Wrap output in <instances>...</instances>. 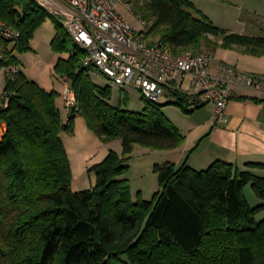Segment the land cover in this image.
I'll return each instance as SVG.
<instances>
[{
    "label": "trees",
    "instance_id": "obj_1",
    "mask_svg": "<svg viewBox=\"0 0 264 264\" xmlns=\"http://www.w3.org/2000/svg\"><path fill=\"white\" fill-rule=\"evenodd\" d=\"M147 22L141 42L161 43L172 55L239 50L264 57V38L230 33L215 26L190 0H127ZM0 19L21 33L7 47L3 68L16 66L14 52L31 50L35 33L51 19L53 50L61 57L57 78L76 91L78 106L65 120L60 94L48 91L22 71L7 72L0 99V264H264V177L216 161L196 171L158 164L160 189L152 200L134 199L123 178L136 145L177 150L186 137L148 102L142 113L114 107L112 87L94 81L84 66L87 52L77 48L50 13L34 0H0ZM263 76V75H262ZM185 113L190 97L175 93ZM233 98V97H232ZM244 100L246 98H237ZM261 102L260 100H256ZM204 107V106H203ZM78 117L104 143L121 140L123 156L111 151L90 174L92 190H72L73 170L62 133L73 132ZM251 187L262 201L252 207Z\"/></svg>",
    "mask_w": 264,
    "mask_h": 264
},
{
    "label": "built area",
    "instance_id": "obj_2",
    "mask_svg": "<svg viewBox=\"0 0 264 264\" xmlns=\"http://www.w3.org/2000/svg\"><path fill=\"white\" fill-rule=\"evenodd\" d=\"M58 21L73 44L87 52L84 66L91 75L104 79L107 85L121 90L132 87L151 103L162 99L175 102L174 94L190 97V110L213 104V123H228L227 106L235 88L264 94V76L246 73L235 66L220 63L215 66L208 54L172 55L161 43L147 44L137 38V32L123 18L120 9L133 13L127 0H34ZM147 26V22L142 21ZM21 33L0 19V64L5 61L7 45L17 43ZM14 75L19 66L3 68ZM67 120L77 109L76 91L71 83L63 93ZM6 125L0 127L3 138Z\"/></svg>",
    "mask_w": 264,
    "mask_h": 264
},
{
    "label": "crops",
    "instance_id": "obj_3",
    "mask_svg": "<svg viewBox=\"0 0 264 264\" xmlns=\"http://www.w3.org/2000/svg\"><path fill=\"white\" fill-rule=\"evenodd\" d=\"M190 1L222 30L264 38V0ZM217 52V55L221 54V58L218 60L216 54L213 55L215 66L227 63L243 72L264 76V57L250 56L239 50L219 49ZM61 57L64 56H59L44 70L51 73V78H37V83L48 91L55 90L60 94L57 103L64 119L67 120L61 95L69 82L57 78L54 74V67ZM23 73L28 77L26 72ZM214 109L213 104H208L190 114H183L177 109L166 108L171 112L168 116L170 121L186 137V142L177 150L159 152L163 157L161 164H186L196 171L207 170L216 161H224L246 170L249 169L248 164L264 165V94L235 88L233 98L227 106L228 123L224 126L213 123ZM80 118L82 117H78ZM97 155L83 151L80 157L70 160L72 170L75 169L74 163L76 169L88 170L90 165L101 162L96 160ZM249 170L264 177V169ZM245 194L252 207L262 203L255 193H247V188ZM256 220H264V210L256 216Z\"/></svg>",
    "mask_w": 264,
    "mask_h": 264
},
{
    "label": "rangeland",
    "instance_id": "obj_4",
    "mask_svg": "<svg viewBox=\"0 0 264 264\" xmlns=\"http://www.w3.org/2000/svg\"><path fill=\"white\" fill-rule=\"evenodd\" d=\"M132 8L134 11L133 13H131L132 11L129 12L123 8L120 9L119 12L121 13L122 18L138 33L143 31L144 28H147V26L144 27L142 25L140 19H137V15L135 13L136 11L133 5ZM55 36V24L51 19H49L35 33L30 45L31 50L25 53H20L18 51L14 52L17 66L20 67L22 72H26L30 79H33L36 82H38L37 78H51V73L44 72V70L47 69L51 62L60 56L53 50L52 44ZM217 53H215L216 59L219 60L221 58V54L219 53V55H217ZM94 81L101 86L107 85V82L104 79L95 78ZM6 86L7 74L3 70H0V99L3 97ZM112 91L113 95L111 104L114 107H120L123 110L134 113H142L145 110L148 102L143 98L142 94L134 88L127 87L123 91L115 86H112ZM61 98L64 105L63 95H61ZM160 105L162 106L163 113L168 119L171 112L169 113L166 108L169 107L177 109L183 114H187L180 107L168 104L167 99H162ZM61 137L70 160L80 157L83 151H87L95 155L98 154L96 160H101V162L111 151L123 156V146L121 140H114L109 143L102 142L91 130L88 129L83 118H77L75 130L73 132H64ZM159 152L163 151L150 149L140 145L135 146L128 163L130 166L129 172L123 177L129 180L135 200L138 199L139 193L141 198L144 200H152L155 194L159 191L160 185L158 175L155 172V166L158 164L162 165V161L160 160L163 157L160 156ZM95 165L96 164L90 165L88 170L82 171V169H76V164L74 163L75 169H73L72 181V190L74 192L88 191L95 187L96 177L94 174L89 173V170ZM248 191L254 193L251 187L247 188V193Z\"/></svg>",
    "mask_w": 264,
    "mask_h": 264
}]
</instances>
